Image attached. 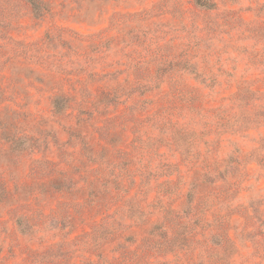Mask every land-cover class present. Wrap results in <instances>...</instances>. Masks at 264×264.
Wrapping results in <instances>:
<instances>
[{
    "label": "rangeland",
    "instance_id": "374dc122",
    "mask_svg": "<svg viewBox=\"0 0 264 264\" xmlns=\"http://www.w3.org/2000/svg\"><path fill=\"white\" fill-rule=\"evenodd\" d=\"M45 1L0 0V264H264V0Z\"/></svg>",
    "mask_w": 264,
    "mask_h": 264
},
{
    "label": "trees",
    "instance_id": "16d2710c",
    "mask_svg": "<svg viewBox=\"0 0 264 264\" xmlns=\"http://www.w3.org/2000/svg\"><path fill=\"white\" fill-rule=\"evenodd\" d=\"M24 1L29 3L30 6L32 7V11H33L34 17L36 19H39V20L44 19L45 15L49 12V9L47 8L45 0H24ZM202 1L203 0H197V5L200 7L204 6ZM207 8H210V7H207ZM109 98H111L112 101H114L115 98L117 100L119 99V97H117L115 95L109 96ZM116 99L114 102L117 101ZM71 100H72V98L71 97L67 98L66 95H62L60 97H55V99L53 100V106L56 108V110H65L64 106L68 103V101L71 102ZM59 112H62V111H59ZM2 194L3 193L0 191V198H1Z\"/></svg>",
    "mask_w": 264,
    "mask_h": 264
}]
</instances>
